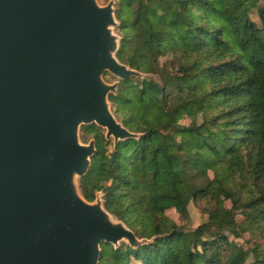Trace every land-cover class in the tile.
<instances>
[{
	"label": "trees",
	"instance_id": "1",
	"mask_svg": "<svg viewBox=\"0 0 264 264\" xmlns=\"http://www.w3.org/2000/svg\"><path fill=\"white\" fill-rule=\"evenodd\" d=\"M116 17L117 59L158 81L109 96L138 139L82 127L97 151L79 186L149 242L102 244L99 264H264V0H118Z\"/></svg>",
	"mask_w": 264,
	"mask_h": 264
},
{
	"label": "water",
	"instance_id": "2",
	"mask_svg": "<svg viewBox=\"0 0 264 264\" xmlns=\"http://www.w3.org/2000/svg\"><path fill=\"white\" fill-rule=\"evenodd\" d=\"M118 25L112 0H0V264H99L102 244L149 242L76 182L96 153L80 127L105 129L113 147L138 139L108 96L119 81H155L117 59Z\"/></svg>",
	"mask_w": 264,
	"mask_h": 264
},
{
	"label": "rangeland",
	"instance_id": "3",
	"mask_svg": "<svg viewBox=\"0 0 264 264\" xmlns=\"http://www.w3.org/2000/svg\"><path fill=\"white\" fill-rule=\"evenodd\" d=\"M109 1H111V0H97V3L100 5V6H105ZM112 1H114V16H115V19H116V21H117V17H116V11H117V4H118V0H112ZM252 18L253 19H256L254 16H252ZM117 23H118V21H117ZM112 31H113V34H115V35H117V36H119L120 37V34H119V32H118V27H114V28H112ZM123 64V63H122ZM125 65V64H124ZM156 76V75H155ZM155 78V80L156 81H158V76H156V77H154ZM129 79H134V80H136V81H139V82H141V83H144V82H146V83H149V81H148V79H140V78H129ZM103 81L105 82V83H107V84H112V83H114V82H116V81H119L116 77H114V76H112V75H110L109 73H105L104 74V76H103ZM122 81H119V85H120V83H121ZM119 85H118V87H119ZM117 94H118V88H117V91L114 93V94H109V96L110 95H112V96H114V97H116L117 96ZM109 96H108V103H109V106H110V110H111V112H112V114L115 116V118L117 119V121L118 122H120L124 127H125V125L118 119V117L116 116V114L113 112V102H111V100H110V98H109ZM96 126V125H95ZM82 127H84V126H81L80 127V130H79V141H80V143L81 144H84V145H87L90 141H94L95 142V139H94V137L93 136H89V137H87L86 139H84L83 138V136H82V132H81V129H82ZM99 130H100V132L103 134V136H104V139H105V129H102V128H100V127H98V126H96ZM126 128V127H125ZM106 141V140H105ZM107 143H110L111 144V146H112V148H113V142L112 141H106ZM95 147H96V142H95ZM96 151H97V149H96ZM81 179V178H80ZM80 179H77L76 180V182H77V184H79L80 185ZM81 192V191H80ZM99 192V191H98ZM81 194H82V192H81ZM82 196H83V194H82ZM84 197V196H83ZM89 202V201H88ZM109 213V212H108ZM111 216H113V218H114V220H115V216L114 215H112L111 213H109ZM189 214H190V221H189V223H188V228H194L196 225H198L200 222H201V220H202V217H201V215L198 213V211L194 208V207H192V206H190V208H189ZM170 217H173L177 222H180V220H179V218L178 217H176V216H174V215H172V214H170ZM230 239L232 240L233 238L232 237H230ZM247 240H248V236L247 235H244L243 236V238H240V239H238V240H234V242L235 243H237V245H241L243 248H250L251 246H252V244L251 243H249V242H247ZM121 245H126L125 243H121L120 244V246ZM102 246V245H101ZM112 246V245H111ZM113 247V246H112ZM114 248V247H113ZM100 249H101V247H100ZM115 249V248H114ZM133 264H135V263H133Z\"/></svg>",
	"mask_w": 264,
	"mask_h": 264
}]
</instances>
